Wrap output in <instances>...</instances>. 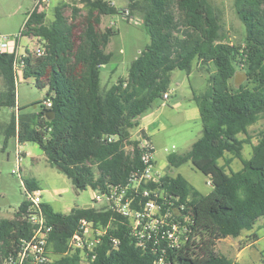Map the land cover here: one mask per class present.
<instances>
[{"label":"trees","instance_id":"1","mask_svg":"<svg viewBox=\"0 0 264 264\" xmlns=\"http://www.w3.org/2000/svg\"><path fill=\"white\" fill-rule=\"evenodd\" d=\"M76 2L86 10L81 27L77 5L65 16L67 0L54 6L51 22L37 5L23 25L22 37L39 38L44 48L40 57L25 56L21 72L23 79L33 78L37 88H47L37 112H24L16 104L13 56L0 54V108H17L6 124L0 122L1 150L9 140L36 144L76 192L90 188L103 194L109 186H123L142 168L139 141L132 140L130 131L155 102L163 101L171 73L189 74L195 61L210 74L208 89L191 96L201 135L185 153L169 154L167 163L175 168L191 163L208 177L212 189L203 195L179 174H165L150 186L166 194L174 217L187 216L193 222L187 240L167 248L164 257L170 264H236L218 252L217 243L251 231L258 222L264 227V0H234L245 28L243 45L225 41L219 11L206 0H128L127 9L121 10L105 0ZM134 14L141 16L149 44L131 62L126 77L102 86L101 70L112 58L106 47L116 31L101 30V17L122 15L128 21ZM237 67L245 71L251 87L228 85ZM46 99L51 101L48 108L43 106ZM258 123L252 143L248 129ZM244 145L251 146L248 159L242 154ZM234 159L242 164L237 171L230 167ZM23 186L28 192L37 190L34 180ZM136 196L144 201L141 194ZM27 207L24 201L13 218H0V264L16 253L20 240L33 234L25 218ZM132 207L139 208L135 202ZM41 210L51 227L47 249L55 256L52 264H80L83 259L89 264H154L161 256L150 243L137 247L127 220L108 206L72 208L63 214L42 203ZM81 219L107 227L106 233L92 253H67ZM249 239L256 241L257 233Z\"/></svg>","mask_w":264,"mask_h":264},{"label":"rangeland","instance_id":"2","mask_svg":"<svg viewBox=\"0 0 264 264\" xmlns=\"http://www.w3.org/2000/svg\"><path fill=\"white\" fill-rule=\"evenodd\" d=\"M60 0H0V36L15 40L22 29L28 14L38 5L44 7L46 22L54 19L53 8ZM111 2L115 7L127 9L128 0H105ZM215 10L219 11V24L225 33V41L234 45H243L245 28L239 20L235 9L234 0H206ZM68 8L65 16L70 17L71 6L77 5L80 8L77 24L81 27L83 18L86 15L84 7L76 0H67ZM100 29L104 30L108 26L116 31L106 47V52L112 54L110 62L101 70V85L109 87L117 79L127 76L131 62L138 57L139 53L149 44V36L144 30L141 16L132 15L128 21L122 15H107L101 18ZM33 47L39 43L36 39L28 40L25 37L20 39V47ZM212 70V68H210ZM209 73L203 71L197 62H193L191 74L175 70L171 73L170 87L171 96L169 100L157 101L148 111L160 108L163 104V118L169 124L159 132L151 136V141L155 147L154 161L156 169L162 174L168 173L171 176L181 175L188 183L198 190L201 194H208L212 187L209 179L200 171L196 170L191 163L183 164L180 167H169L167 157L169 154H183L189 150L191 144L201 135L202 124L200 119L188 120L185 118L184 111L188 108L186 102L190 100L191 88H197L203 92L209 87ZM2 79L0 78V86ZM231 88H238L241 85L251 87V82L247 78L245 71L237 67L235 76L228 81ZM47 88L39 89L35 86L33 78L23 79L18 76L15 85L16 104L23 108L24 112H37L40 102L46 97ZM170 95V94H169ZM180 102V106L172 108L173 104ZM191 106L195 107L193 102ZM17 112V108H0V122L6 124L12 113ZM260 123L249 127V134L255 143V132L259 129ZM134 130L130 131L131 138H134ZM136 135V134H135ZM244 139V135H239ZM3 137L0 135V218L11 219L20 204L26 200L23 182L35 180L40 189L41 197L48 202L57 213H68L72 208L88 209L92 207L105 206V202L93 205L91 201L92 190L76 192L70 180L59 170L51 167L43 152L34 143L18 144L14 140H9L5 150H1ZM16 151L22 154L20 164L16 163ZM30 152L36 158L24 157L23 153ZM242 154L244 158L251 155V146L244 145ZM229 157V156H228ZM223 164V160L219 161ZM168 167V168H167ZM230 167L237 171L242 167L239 160L234 159ZM12 171H16L12 174ZM228 169L226 172L228 173ZM20 173V176H19ZM257 228L259 241L254 248L244 249L239 263L241 264H264V228ZM245 231L238 237L230 239L235 247L231 248V254L235 249L244 246L246 240ZM232 244H219V250L228 255L227 247ZM237 244V246H236ZM230 254V255H231ZM232 256V255H231Z\"/></svg>","mask_w":264,"mask_h":264},{"label":"built area","instance_id":"3","mask_svg":"<svg viewBox=\"0 0 264 264\" xmlns=\"http://www.w3.org/2000/svg\"><path fill=\"white\" fill-rule=\"evenodd\" d=\"M124 15L128 16V12H124ZM22 29L15 40L0 36V54L5 53L13 56L12 69L15 73V85L24 67L25 56L30 54L40 57L44 53L42 41L36 37L27 38L28 40L36 39L39 42L36 46L31 47L28 43L27 48L26 46L20 47ZM168 98L169 93L167 92L163 95V100ZM43 106L50 107L51 101L46 99ZM139 149L142 168L133 172L128 183L123 186H109L103 194L93 191L91 201L93 205L105 202V206H108L112 212L124 217L129 223L137 247L145 248L148 243L152 245L153 250L158 247L161 256L154 264H170L164 257L166 249L177 248L184 243L191 232L190 226L193 222L187 216L182 220L174 217L172 215L173 204L164 197L166 194L150 187L153 184H158L163 174L155 167L154 147L151 141L143 135L139 140ZM21 157L20 151H16L17 165L20 164ZM15 173L16 171H12V174ZM25 194V201L28 203L25 218L33 226V234L29 239L20 240L16 253L9 254L5 264H52L53 259L47 249L51 227L46 224L41 210L43 202L40 192L25 191ZM138 194H141L143 202L142 199H137L136 195ZM160 199L164 203H160ZM134 202L139 208L132 207ZM162 206H166V208L162 209ZM106 229L107 227L95 226L92 222L81 219L67 242V253L76 250H79L83 255L92 253L101 237L106 233ZM112 242L114 246L118 244L115 239Z\"/></svg>","mask_w":264,"mask_h":264},{"label":"crops","instance_id":"4","mask_svg":"<svg viewBox=\"0 0 264 264\" xmlns=\"http://www.w3.org/2000/svg\"><path fill=\"white\" fill-rule=\"evenodd\" d=\"M101 18H103V17H101ZM191 71H192V69H191ZM190 74H191V72L188 75H190ZM171 91H173V89H171V87H170V90L168 92L170 94L169 98L171 96ZM193 91H195L197 93L201 92L197 88H191L190 100L188 102H186V105L188 106V108L184 111L185 118L188 119V120H196V119L199 118V112H198V108L196 107V105H195V107L190 105V103L193 102L192 99H191ZM169 98L167 100H169ZM178 106H180V102L174 103L172 108H177ZM163 107H165L164 104L160 108H156V109L150 111L149 113L147 112L144 116H142L139 119L138 126L136 128H134L135 129L134 138H132V140L139 141L141 136H142V133H144L150 140L151 136H153L156 132H159V131L163 130L165 128V126H167L169 124L167 119H162L163 118V110H162ZM134 129H132V130H134ZM151 143H152V141H151ZM152 145H153V143H152ZM153 147H154V145H153ZM154 153H155V147H154ZM23 155H24V157L36 158L35 155L33 156L29 151L27 153H23ZM156 166H157V164L155 162V167ZM165 174H168V173H164L163 175H165ZM34 183H35V188H37L36 191L40 192L39 186H38V184H37V182L35 180H34ZM92 193H93V191H92ZM41 199H42L43 203L49 204L48 202H50L49 199H46L47 201H45L42 197H41ZM91 207H92V205L89 206V208H91ZM63 214H67V213H63ZM259 223L260 222H258L256 224V226L251 231H245L246 240L244 241V246L241 247V248L235 249V253L231 254V248L235 247V245L232 244V242L230 240L232 238H230V237L220 240L217 243V245H216V249L218 250V252L222 253L223 255H225L226 257L231 259L234 263L241 264V263H239V258L241 257L242 252L244 251V249L254 248L256 246L257 242L259 241V238L256 241H252V240L249 239L252 234L257 233V228H258ZM261 224H262V222H261ZM262 226L263 225H261L259 229L264 228ZM220 243H223L224 245H226V243L227 244H232V246L229 245V247H227L229 249V252H230V253H228V255L226 253H224V252L219 250V244ZM236 246H237V244H236ZM51 258L54 260L55 256L51 255ZM80 264H89V262H87L85 259H83Z\"/></svg>","mask_w":264,"mask_h":264},{"label":"water","instance_id":"5","mask_svg":"<svg viewBox=\"0 0 264 264\" xmlns=\"http://www.w3.org/2000/svg\"><path fill=\"white\" fill-rule=\"evenodd\" d=\"M57 170H59V169H57Z\"/></svg>","mask_w":264,"mask_h":264}]
</instances>
